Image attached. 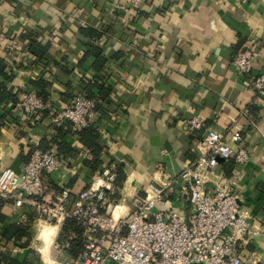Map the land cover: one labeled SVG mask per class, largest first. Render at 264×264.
I'll use <instances>...</instances> for the list:
<instances>
[{
  "label": "crops",
  "instance_id": "0c3cea01",
  "mask_svg": "<svg viewBox=\"0 0 264 264\" xmlns=\"http://www.w3.org/2000/svg\"><path fill=\"white\" fill-rule=\"evenodd\" d=\"M124 1L0 0L4 35L0 56L8 62L5 73L10 76H1L0 81L15 96L0 105V169L9 166L21 173L36 145L52 137L55 130L49 118L54 111L78 93L87 95L88 82L100 79L112 88L103 95L97 88L92 91L100 112L93 124L104 149L95 157L79 134L66 128L62 141L73 150L61 152L62 168L48 181L70 189L71 209L80 191L101 184L102 171L115 167L117 218L129 213L132 197L144 195L149 182L180 184L178 175L201 152V136L190 131L185 120L197 115L219 131L236 123L250 159L243 165L221 160L219 176L210 177L207 186L215 192L217 185L225 184L239 193L250 225L240 253L263 260V94L247 78L264 65V0H144L141 7L126 12L118 8ZM86 27L99 30L100 37H85L81 29ZM34 35L35 44L47 46L39 56L29 51ZM248 41L261 55L244 74L232 61ZM88 44L109 58L101 71L94 69L95 57L85 55ZM39 88L49 95L51 109L42 121L30 125L18 97ZM1 197L6 200L1 206L6 219L0 233L8 241V253L22 263L37 264L28 235L31 225L39 223L35 211L27 207L16 211L12 199ZM159 207H174L185 215L192 211L183 192L166 197ZM11 224L27 226L20 242L27 246L4 236ZM57 230V225L48 224L39 233L46 264L52 259L50 247Z\"/></svg>",
  "mask_w": 264,
  "mask_h": 264
},
{
  "label": "built area",
  "instance_id": "2783aa9c",
  "mask_svg": "<svg viewBox=\"0 0 264 264\" xmlns=\"http://www.w3.org/2000/svg\"><path fill=\"white\" fill-rule=\"evenodd\" d=\"M143 2L125 0L118 8L126 12L138 9ZM3 41L0 32V46ZM260 55V49L248 41L232 64L247 74ZM248 77L249 83L263 94L264 106V65L259 73ZM18 105L30 125L51 109L49 101L35 89L23 91ZM98 116L96 100L78 93L49 119L56 127L69 123L78 133ZM185 125L201 136L200 154L178 175L180 184L170 180L149 182L144 195L132 197L127 215L115 218V167L105 168L103 182L80 191L68 209L70 189L52 186L48 181L52 172L62 168L63 161L54 149L46 150L39 144L21 173L9 166L0 169V195L12 199L16 211L22 207L33 209L39 223H56L62 230L66 219L75 222L80 233L71 231L61 248L69 249L70 240L79 237L82 251L76 259L64 258L60 264H264V259L240 253V242L250 233V225L239 193L225 184L217 185L215 192L207 186L210 177L219 176L221 160H233L237 165L249 161L250 150L242 145V129L235 123L219 131L208 127L197 115L185 120ZM177 192L188 195L192 205L189 215L174 207H159L165 204L166 197ZM8 246L0 233V253L8 252Z\"/></svg>",
  "mask_w": 264,
  "mask_h": 264
},
{
  "label": "trees",
  "instance_id": "16d2710c",
  "mask_svg": "<svg viewBox=\"0 0 264 264\" xmlns=\"http://www.w3.org/2000/svg\"><path fill=\"white\" fill-rule=\"evenodd\" d=\"M81 33L90 40H92L93 38H98L101 35V32H99V30H97L95 28H89V27L82 28ZM36 38L37 37L34 35L33 41L30 40V42H32V43L30 44L29 51L32 52L33 54L39 56L47 50V46L46 45H40V43L35 44L34 40L37 41ZM39 49L41 50L40 54L38 51ZM85 55L86 56L92 55L95 57V62L93 65H94V69L96 71H101L102 68L104 67L103 65H105V63L109 59L108 57H106L103 54L102 50L97 48V46L94 44H88L87 45V51H86ZM7 65H8V62L6 61V59H4L0 56V77L5 76L6 78H10V76H7L5 73V68ZM94 88H97L100 91V93H102V95L105 92H107V94H108L109 91H112V88L110 86H106L104 83L101 82L100 79H99V81L90 80L88 82V91H90V92L87 93V95L93 99L96 98L95 94L92 92L94 90ZM38 92L44 98L45 101H49V95L46 93V91L42 90V88L41 89L39 88ZM8 99L14 101L15 96L7 89L5 82L0 81V105H2ZM18 102H19V97H18ZM96 103H97V101H96ZM46 116H48V111H45L44 114L40 117V119H38L36 121V123L42 121L43 118ZM70 126L71 125L69 123L66 125L59 126V127L54 126L55 131H54L52 137L49 139L47 137L42 139V143L40 144V146L46 150L47 149H54L57 152V155L59 158L61 157L62 151L72 152L73 149L71 147L66 146L64 144V142L62 141L63 136L66 134L65 133L66 128H71ZM78 134H79L80 142L84 146L91 149L93 151L95 157H99L101 151L104 149V146L101 143H99V139H98L99 134L96 130L95 125L90 124V125L86 126L81 131H79ZM97 162H99V161H97ZM5 202H6V200L0 196V223L4 222L6 219V215L1 212V206ZM26 229H27V226H25L24 224H11L8 227H6L5 232H4V236L8 240H10V241L12 240L13 243L16 244L17 246H27V245H25L27 243H20V242H22L23 237L26 236V234H27ZM73 230L77 231V233H80V229L77 228V226L75 225V222L72 219H66L64 226H63V229H62V234H63L62 236L64 237L62 242H65L66 240H68L69 234ZM81 251H82L81 238L78 237L76 239H71L70 240V247L68 249V252H69L71 258H73V259L77 258ZM0 264H25V263L18 261L15 257L11 256V254L6 252V253H0Z\"/></svg>",
  "mask_w": 264,
  "mask_h": 264
},
{
  "label": "rangeland",
  "instance_id": "374dc122",
  "mask_svg": "<svg viewBox=\"0 0 264 264\" xmlns=\"http://www.w3.org/2000/svg\"><path fill=\"white\" fill-rule=\"evenodd\" d=\"M48 224L56 225V223H45V222L37 223L36 225H31L30 233L28 234L29 244L31 243V245H33L34 247V248H31V251H33L31 254V257H33V261H35L37 264H46V262L43 260V252L41 251L43 247V241L39 238V233H40L41 228H43V226L48 225ZM62 235H63L62 230L58 229L56 236L54 237L53 243L51 244V247H50L51 257L55 261L54 264H60V260H63L64 258H68V255L65 252L66 249L61 248L62 240L64 239ZM58 244H59V247H56ZM52 259L50 260L51 263H53Z\"/></svg>",
  "mask_w": 264,
  "mask_h": 264
},
{
  "label": "clouds",
  "instance_id": "9594fccd",
  "mask_svg": "<svg viewBox=\"0 0 264 264\" xmlns=\"http://www.w3.org/2000/svg\"><path fill=\"white\" fill-rule=\"evenodd\" d=\"M53 232L55 231L54 229L52 230ZM44 251L46 252L47 251V249H44ZM49 264H51V262L49 261Z\"/></svg>",
  "mask_w": 264,
  "mask_h": 264
},
{
  "label": "bare ground",
  "instance_id": "6f19581e",
  "mask_svg": "<svg viewBox=\"0 0 264 264\" xmlns=\"http://www.w3.org/2000/svg\"><path fill=\"white\" fill-rule=\"evenodd\" d=\"M54 225V224H53Z\"/></svg>",
  "mask_w": 264,
  "mask_h": 264
}]
</instances>
